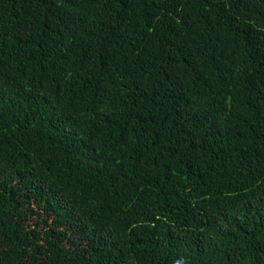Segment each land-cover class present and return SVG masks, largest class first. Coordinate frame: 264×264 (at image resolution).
Listing matches in <instances>:
<instances>
[{"label":"trees","instance_id":"1","mask_svg":"<svg viewBox=\"0 0 264 264\" xmlns=\"http://www.w3.org/2000/svg\"><path fill=\"white\" fill-rule=\"evenodd\" d=\"M0 264H264V0H0Z\"/></svg>","mask_w":264,"mask_h":264}]
</instances>
